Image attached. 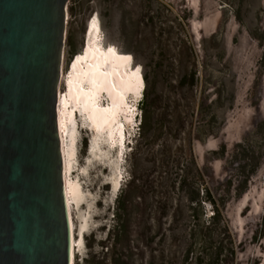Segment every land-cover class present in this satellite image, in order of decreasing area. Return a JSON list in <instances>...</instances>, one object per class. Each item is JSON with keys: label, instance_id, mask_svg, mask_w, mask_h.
<instances>
[{"label": "rangeland", "instance_id": "rangeland-1", "mask_svg": "<svg viewBox=\"0 0 264 264\" xmlns=\"http://www.w3.org/2000/svg\"><path fill=\"white\" fill-rule=\"evenodd\" d=\"M94 19L98 50L127 57L144 91L126 100L135 114L122 147L76 114L71 177L93 229L74 264H264V0H70L63 72L81 58ZM188 133L193 155L186 147L176 179L168 148ZM207 189L226 213L202 237L194 228L216 209Z\"/></svg>", "mask_w": 264, "mask_h": 264}, {"label": "water", "instance_id": "water-1", "mask_svg": "<svg viewBox=\"0 0 264 264\" xmlns=\"http://www.w3.org/2000/svg\"><path fill=\"white\" fill-rule=\"evenodd\" d=\"M70 0H0V264H73L59 125Z\"/></svg>", "mask_w": 264, "mask_h": 264}, {"label": "bare ground", "instance_id": "bare-ground-1", "mask_svg": "<svg viewBox=\"0 0 264 264\" xmlns=\"http://www.w3.org/2000/svg\"><path fill=\"white\" fill-rule=\"evenodd\" d=\"M102 40L99 21L91 20L84 38L81 58L71 62L68 71L62 74L61 84L64 85L66 93L63 94L61 88L59 91V125L65 157L66 192L72 218L73 264L75 254L84 252L86 234L93 229L82 213L86 203L82 198L81 185L71 177V158L76 150L78 132L76 114L80 113L83 125H88L96 136H105L111 147L116 148L118 143L122 147L125 138L123 124H132L135 114L133 105L126 110V100L136 102L143 96L144 91L139 74L131 72V62L127 57L119 56L111 50L105 55L98 50ZM105 95L109 105L103 108ZM119 152L123 154L122 149ZM119 165L117 160V170ZM120 175L121 171L118 176ZM118 176L112 185L113 193L121 185ZM107 185L108 183L104 184ZM73 210H76L78 226H75Z\"/></svg>", "mask_w": 264, "mask_h": 264}, {"label": "trees", "instance_id": "trees-1", "mask_svg": "<svg viewBox=\"0 0 264 264\" xmlns=\"http://www.w3.org/2000/svg\"><path fill=\"white\" fill-rule=\"evenodd\" d=\"M73 61H74V58H73ZM194 81H195V74L192 75V83L191 86H194ZM144 101L142 102V106L144 105ZM192 104L191 103H188L186 105V110L184 111V116L181 118V125H180V128L179 130L182 131L183 134H186L187 133V128L189 127H192V123L191 125H188L189 123V117L190 116H193V113H194V110L192 111ZM192 112V113H191ZM200 115V113H199ZM191 133V132H190ZM189 134L188 138H185V139H180V142L177 143V144H172L169 146L168 148V158H169V163H170V166H172V170H173V166L176 167V170L174 171L173 174H176V179L178 178V176H181V163H182V157L185 153V148L187 147V151L189 152V154L193 155V151H194V147H193V142L191 140V134ZM188 140V141H187ZM134 178V177H133ZM169 188H172L175 186L174 183L172 184H169L168 185ZM207 197H206V200H211V202H213V204L216 206L215 208V214L212 218L213 221L209 222L208 224H201V223H198L197 224V228L195 227L194 229L197 230V232H195V234H199L200 236L202 237H206L209 235V233H211V226L213 223H215V221L221 219V217H224V213H226V208H221L217 205V203H215V201L210 197V191L207 189ZM127 203H123L122 206H120L118 209L119 210H123V211H126V208H127ZM162 207V206H161ZM160 207V208H161ZM252 216V215H251ZM256 217V215L253 214V218ZM216 221V222H217ZM227 225L230 226L228 223V221H226ZM117 226L122 229V226H120V224H117ZM196 226V225H195ZM161 229H164L163 231V234L172 231L173 229L171 227H168V228H163V225L161 224ZM192 229V228H191ZM117 264H121V263H117ZM153 264H156V259H155V263ZM201 264H204L201 262Z\"/></svg>", "mask_w": 264, "mask_h": 264}, {"label": "flooded vegetation", "instance_id": "flooded-vegetation-1", "mask_svg": "<svg viewBox=\"0 0 264 264\" xmlns=\"http://www.w3.org/2000/svg\"><path fill=\"white\" fill-rule=\"evenodd\" d=\"M67 10H68V7H67ZM85 36H86V34H85ZM84 44V43H83Z\"/></svg>", "mask_w": 264, "mask_h": 264}]
</instances>
